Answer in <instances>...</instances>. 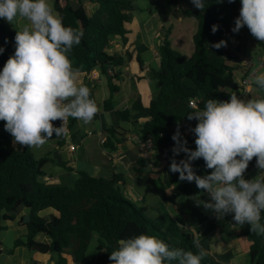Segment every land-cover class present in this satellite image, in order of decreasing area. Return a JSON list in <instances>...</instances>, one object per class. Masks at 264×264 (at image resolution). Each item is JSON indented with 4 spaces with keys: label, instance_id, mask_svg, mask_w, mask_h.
Wrapping results in <instances>:
<instances>
[{
    "label": "trees",
    "instance_id": "trees-1",
    "mask_svg": "<svg viewBox=\"0 0 264 264\" xmlns=\"http://www.w3.org/2000/svg\"><path fill=\"white\" fill-rule=\"evenodd\" d=\"M85 0H54L53 11L62 18L66 26L82 31L80 44L74 45L69 59L74 69L79 73L90 72L98 68L107 77L110 96L105 100L104 107L108 111L115 110L114 94L121 89V67L132 58L113 54L108 51L111 41L121 36L124 43L128 41L130 30L127 25L133 21L131 10L135 8V0H89L99 6L89 14L84 6ZM192 1V0H190ZM151 11L159 7L161 16L175 15L195 18L197 28L193 37L195 49L189 59L172 47L169 39L171 28L159 45L160 66L155 67L148 78L154 83V96L148 106L137 98L130 108L117 109V120L131 123L128 130H119L113 126L105 131V146L114 149L117 143L126 138L127 132L136 133L143 141H152L153 148L164 154L167 180L157 187V192L163 201H174L179 196H190L193 183L180 181L179 173L170 171L173 159L175 141L173 134L179 129L182 138L188 141V147L195 149L196 136L191 129L179 128L180 123L197 108L202 109L209 99L229 100L231 94H236L239 85L234 78L235 68L231 61L241 58L238 53L228 47L219 49L213 45L227 40L233 35L235 19L240 14L241 0H207L206 9H179L180 0H149ZM219 25L213 33L212 26ZM17 31L0 19V70L15 52V36ZM212 42V45L209 43ZM140 63V55L137 56ZM112 70V73H109ZM195 99L197 106L190 101ZM145 112L149 115L144 123L134 119L135 112ZM54 126H61L62 120L53 121ZM190 121L188 123V127ZM59 140L55 133L46 142ZM61 142V141H60ZM33 147L22 145L15 150L0 147V235L7 229L8 223L17 218L21 208H28L31 220L20 221L28 228L26 238L15 240V247L24 246L32 252L51 253L55 264H68L67 255H72L77 263L112 264L109 259L111 252L119 248L120 239L146 233L163 240L171 248H182L196 253L197 240L183 231L177 220L163 213L148 215L147 205H137L124 195L123 185L126 174H114L112 178L93 176L85 170H70L78 173L72 185L48 184L45 166L54 161L50 156L36 159ZM185 153L175 158L183 159ZM257 157L249 162L245 170L246 179L257 163ZM150 159L142 157L137 161V171L147 169ZM193 163L194 171L201 176L209 174L203 158ZM172 189V190H171ZM128 198V199H127ZM53 210L54 213L42 215L41 212ZM264 215V214H262ZM245 234L251 240L248 253L251 264H264V236L247 230ZM50 238V242L40 241L37 236ZM96 236V237H95ZM96 243L93 255L90 251L94 239ZM1 245V239H0ZM202 264H218L215 257L207 252Z\"/></svg>",
    "mask_w": 264,
    "mask_h": 264
},
{
    "label": "clouds",
    "instance_id": "clouds-1",
    "mask_svg": "<svg viewBox=\"0 0 264 264\" xmlns=\"http://www.w3.org/2000/svg\"><path fill=\"white\" fill-rule=\"evenodd\" d=\"M207 0H192L206 9ZM223 3V0H217ZM232 2V0H229ZM0 18L14 23L23 18L29 23L15 36L16 49L0 70V121L11 133L14 143L28 147L42 146L47 139L67 135L65 121L69 118L90 122L98 112L89 87L79 82L68 53L78 45L83 32L74 30L54 14L48 0H0ZM247 26L251 34L264 42V0H241L240 14L233 32ZM219 25L214 24L215 33ZM227 46V40L213 47ZM4 51L0 47V53ZM264 89V73L250 77ZM197 119L192 129L196 148L188 147L178 129L172 139V173L180 181H195L198 188L210 195L201 201L217 218L233 214L240 225L248 223L251 232L264 236V177L246 179L245 170L253 157L264 171V98L244 100L231 94L229 100L209 99L205 106L187 115ZM62 120L61 126L53 121ZM185 153L183 159L175 157ZM203 158L209 174L198 175L193 161ZM198 251L171 248L163 240L140 233L120 239L119 248L111 252L112 264H202L207 251L194 242Z\"/></svg>",
    "mask_w": 264,
    "mask_h": 264
},
{
    "label": "crops",
    "instance_id": "crops-1",
    "mask_svg": "<svg viewBox=\"0 0 264 264\" xmlns=\"http://www.w3.org/2000/svg\"><path fill=\"white\" fill-rule=\"evenodd\" d=\"M48 3L50 7L53 8L54 0H48ZM72 3L76 4L77 0H72ZM182 4H184V8L182 9L196 8L195 6L190 7L192 4L190 0H180L178 8L182 6ZM84 6L87 12L92 14L97 10L99 5L85 0ZM132 10H134L132 11L133 13L131 12L133 21L127 25L130 30V33L127 35V43H124L121 36H116L113 38L111 46L108 48L109 51L113 46L115 49L114 52L119 55H123L127 52L133 54V57L127 59L121 67L123 80L120 83V91L114 94L115 110L130 108L139 97L145 106L150 104L154 96V83L148 78V75L155 67L160 66L158 47L162 38L165 36L163 35V30H166L168 25L166 21H172L174 17L176 18L177 22H179L178 26L181 27V32L183 31V40L188 34L193 38L197 28V22L195 25L193 23H187L186 19L188 17L186 16L179 15V17H176L175 15H168L165 16L166 18L163 21L162 17L159 16V14L161 15L159 7L156 6L149 11L152 16L147 19L143 18L144 13L141 11L142 8ZM55 15L57 14L55 13ZM156 17H158L155 21L157 25L153 26L152 23ZM0 19L10 25L4 18ZM161 20L163 22H161ZM14 22L16 23V27L10 26L16 31L22 30L29 23L23 18H18ZM181 23H183L184 26L180 25ZM170 26V34H172L173 25ZM156 40L158 42H156ZM171 43L177 46L176 40H171ZM254 43L258 46L256 54H259V52L263 50V42L256 39ZM138 47L140 51L134 53V50ZM178 47L181 52H184L185 48L188 47V55L190 57L193 55L195 49L194 41L192 45L190 43L189 45L184 44V47L178 43ZM144 49L155 53L156 58L154 59V66L152 65V60L143 57L142 51ZM138 54L141 57L142 63H140L137 58ZM230 64L235 68L234 75L236 72L239 73L240 78L239 81L236 82L240 89L244 74L241 58L231 61ZM79 82L89 87L91 98L98 106V112L88 123H84L82 120L72 117H69L65 121L68 134L66 136L60 135L59 140L53 141L51 144L49 155L54 161L49 163L53 164V170L49 172L45 170V181L51 185H72L78 177V173L75 170H85L93 176H103L106 178H112L114 174L118 173L126 174L125 184L122 188L128 198L137 199L144 204H151L152 201L157 203L158 207H155L154 204L151 205V207L156 208L155 212L150 209L154 215L163 213L175 218L180 228L187 233H191L200 247L211 253L218 264H242L240 257L248 254L251 245V240L245 234L247 230L251 229V225L248 223L240 225L233 220V214H228L222 219L217 218L213 210L208 208L200 209L196 203L192 202L189 196H184L187 197V200H190L187 204L181 200L182 195L172 202L163 201L158 195L156 188L167 180L164 154L155 149H146L135 137L137 134H130L129 132H127L126 138L123 141L116 144L114 149L107 148L102 142V140L106 138L105 131L107 128L113 126L118 129L120 128L119 130H129L132 127L131 123H127V125L122 124V122L117 120L115 110L108 111L105 109L104 102L110 96V90L108 79L101 70L96 68L90 72L79 73ZM253 98H264V89L253 84L251 93L244 96L242 99L248 100ZM138 113L136 117L134 115L133 117L139 123H144L149 119V115L145 112L138 111ZM5 123L4 121V126ZM90 131L93 133H90ZM3 136L9 138L13 137L9 135V133ZM72 144L76 146L75 149H71ZM16 146H18L19 149L22 148V145L16 144ZM142 157L149 158L150 163L147 169L137 171V161ZM66 166L73 167L75 170H70ZM260 171L261 170L256 164L249 171V175L252 179L255 176H257L256 178L264 177V171ZM253 173L256 175H253ZM205 195L211 198L207 193ZM49 213H54V211H43V215ZM37 238H40L38 239L40 241H51L48 237ZM3 246L1 240L0 251L3 250ZM14 250L13 253H1L0 264H32L33 260V264H55V259L51 253L43 254L32 252L24 246L15 247ZM33 256L37 259H33ZM67 259L68 264H79L70 254L67 255Z\"/></svg>",
    "mask_w": 264,
    "mask_h": 264
},
{
    "label": "rangeland",
    "instance_id": "rangeland-1",
    "mask_svg": "<svg viewBox=\"0 0 264 264\" xmlns=\"http://www.w3.org/2000/svg\"><path fill=\"white\" fill-rule=\"evenodd\" d=\"M149 6H150L149 0H135V8L134 9L137 10V9H141L142 8L141 11H143V13H144L143 18L147 19V18H151V16H152V15H150L149 11L147 10V8ZM192 6H194L193 3L191 4L190 7H192ZM182 8H184V4H182V6H179V9H182ZM193 9H196V8H193ZM132 11H134V10H131V12ZM159 16H161V15L159 14ZM161 17H162L163 21L166 18V17L163 18V16H161ZM157 19H158V17H156V19L152 23L153 26L157 25L155 23V21ZM162 20H161V22H163ZM166 22L168 23V25L166 27V30H163V35H166L167 29L171 28L170 25H173L172 34H169L168 37H169L170 41L173 40V39L177 41V44H176L177 46H175V44L172 45L173 48L176 47V48H174L175 50L181 52L179 50L178 43H180L182 47H184V44H188V45H189V43L191 45L193 44V38H191L189 34L183 40V38H184L183 37V31L181 32V27L178 26L179 22H177L175 17L172 19V21H166ZM186 22L187 23H193L195 25L197 21H196L195 18L193 19L192 17H188L186 19ZM9 23H10V25L12 27H16L15 26L16 25L15 22L14 23L9 22ZM180 25H183V23H181ZM256 39L257 38H255L251 34L249 28L245 25L244 27H242L240 29L239 32H234L233 35L227 39V46L226 47L231 48V50H233L234 52L238 53V55H241V61H243L245 56L257 57L258 55L261 54V52H259V54H256L257 53L256 51H258V46L255 45V43H254L256 41ZM156 42H158V41L156 40ZM209 44L212 45V42L209 43ZM114 51H115V49L112 46L111 50H109V52L113 53V54H117ZM138 51H140L139 47L134 50V53L138 52ZM188 53H189L188 47L185 48L184 52H181V54L184 55L185 59H189L190 58ZM142 55H143L144 58L152 60L153 61L152 65L154 66V59L156 58L155 53H152V51H150V50L144 49L142 51ZM123 56H125L127 58L126 53L123 54ZM259 73H264V67L260 69ZM234 78H235L236 81H239L240 76H239L238 72L235 73ZM153 93H154V87H153ZM137 114H139V113L138 112L135 113L134 116L136 117ZM120 122H122V124H126V125L128 123V122H125V121H120ZM198 122L199 121L197 119L190 120V124H189V126H191L190 129L192 130L198 124ZM3 123H4V121H0V147L1 148H10V149L18 150L19 148H18V146H16V143H14V140H13L14 138L13 137L9 138L7 136H3L5 134H7V133H9V135H11L10 132L5 130V126L3 125ZM51 144H52V142H46L42 146H35L33 148L34 157L36 159H40V158H42L44 156H50L49 152L51 151ZM52 168H53V164L52 163H48L46 168H45V170L47 172H49V171L53 170ZM253 175H256V174L253 173ZM255 177H253V178H255ZM193 190H194V192L192 193L191 196H189L192 199V202L196 203V205L200 209H205L203 204L198 203L197 200L194 199V197H196V196L199 197V199L201 201H209V200H211V198L207 197V195H205L206 193L202 192V190L197 187L195 182L193 184ZM123 192H124V189H123ZM124 195H126L125 192H124ZM129 200H132L137 205H147L148 208H149V211H148V215L149 216L150 215L153 216L154 215L153 212H155V209H156L155 207H158L157 203H155L154 201H152L151 204H149V203L148 204H144L143 202L138 201L137 199H133V198L130 199L129 198ZM181 200H183V202L186 203V204L189 203V201H190V200H187V197H184V196L181 197ZM152 204H154L155 207H151ZM150 209H152L154 211L152 212ZM47 211L48 210H46L45 212H47ZM29 212H30V210L28 208H21L19 210L18 214H17V218L14 221H12L10 224H8L6 230L2 231V233L0 235V238L2 240V245H4V246H3V250L0 251V254L4 253V252L9 253V250L14 247V243H15V240L17 238H20V237L26 238V236L28 234V230H27L28 228L26 227L25 223H21L20 219H21L22 216L24 217L26 215H30ZM41 214L43 215V212H41ZM37 237L43 238L42 235L37 236ZM37 239H40V238H37ZM95 243H96V238L94 239L93 245H92V247L90 249V251H91V253L93 255L96 252L94 250ZM4 258H5V256H4ZM33 259H37V258L33 256ZM240 259L242 260V264H251V261H250V258H249V253L246 256L240 257ZM33 262H34V260L32 261V264H33ZM79 264H85V263H79Z\"/></svg>",
    "mask_w": 264,
    "mask_h": 264
},
{
    "label": "built area",
    "instance_id": "built-area-1",
    "mask_svg": "<svg viewBox=\"0 0 264 264\" xmlns=\"http://www.w3.org/2000/svg\"><path fill=\"white\" fill-rule=\"evenodd\" d=\"M241 65H242V68L244 70V74H243V78L241 80L240 89L237 93V96L240 98H243L244 96L249 95L252 91V87H253L254 83L252 82L250 77H252L254 74H257L259 72V70L264 67V42H263V50H262L261 54L258 55L257 57L245 56L243 61H241ZM109 73L111 74L112 70H109ZM190 104L193 107H196L197 101L195 99H192L190 101ZM189 121L190 120L188 118L184 119L182 121V123H180L179 128L186 127L188 129H190V127H188ZM90 133H93V132L90 131ZM135 137L141 142V144L146 149H154L152 141H143L138 135ZM102 142L103 143L105 142V138L102 140ZM75 148H76V146L74 144H72L71 149H75Z\"/></svg>",
    "mask_w": 264,
    "mask_h": 264
},
{
    "label": "water",
    "instance_id": "water-1",
    "mask_svg": "<svg viewBox=\"0 0 264 264\" xmlns=\"http://www.w3.org/2000/svg\"><path fill=\"white\" fill-rule=\"evenodd\" d=\"M31 220V216L30 215H26L24 216V222L28 223Z\"/></svg>",
    "mask_w": 264,
    "mask_h": 264
}]
</instances>
